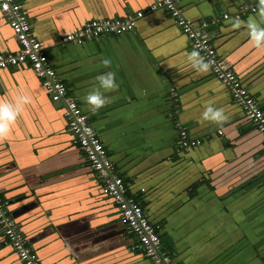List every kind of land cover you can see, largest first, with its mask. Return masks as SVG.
Returning <instances> with one entry per match:
<instances>
[{
    "label": "crops",
    "instance_id": "crops-1",
    "mask_svg": "<svg viewBox=\"0 0 264 264\" xmlns=\"http://www.w3.org/2000/svg\"><path fill=\"white\" fill-rule=\"evenodd\" d=\"M15 1L128 192L160 226L162 248L176 264H264V141L209 67L193 69L188 55L195 50L173 19L156 10L119 36L61 40L86 19L121 17L157 0ZM179 3L186 18L207 23L217 54L264 108V49L247 35L249 20H258L259 0ZM18 48L0 17V53ZM108 71L118 87L104 92L109 102L93 112L85 96ZM21 94L31 101L0 139V194L41 263L152 264L73 143L63 104L50 99L28 66L1 68L0 102ZM209 103L223 108L227 120L203 121ZM180 127L203 141L178 148ZM0 264H22L1 231Z\"/></svg>",
    "mask_w": 264,
    "mask_h": 264
},
{
    "label": "built area",
    "instance_id": "built-area-1",
    "mask_svg": "<svg viewBox=\"0 0 264 264\" xmlns=\"http://www.w3.org/2000/svg\"><path fill=\"white\" fill-rule=\"evenodd\" d=\"M179 2L180 0H157L143 9L121 17L86 19L80 26L64 34L61 40L80 44L102 36H119L132 30L136 21L144 15L162 10L187 37L192 49L208 62L213 77L225 85L233 101L264 141V108L250 94L226 59L217 54L210 36L204 30L207 23L201 21L197 25L186 18ZM0 17L7 20L19 43V48L14 53H0V69L19 65L32 69L50 99L63 104V116L73 143L80 150L89 168L97 175L101 192L117 205L119 220L134 236L136 245L152 264H176L172 256L162 248L160 226L149 220L139 200L128 192L126 182L117 172L105 145L89 123L87 114L69 94L66 83L57 74L45 48L31 32L22 5L15 0H0ZM222 17L226 19L228 14H223ZM235 17L238 18L239 14ZM169 95L174 98L176 92L170 89ZM221 133L218 131V134ZM202 141L200 138L189 137L183 127L178 128V148L189 149L198 146ZM8 204V199L0 194V231L4 241L12 247L22 264H42L18 223L10 215Z\"/></svg>",
    "mask_w": 264,
    "mask_h": 264
},
{
    "label": "clouds",
    "instance_id": "clouds-1",
    "mask_svg": "<svg viewBox=\"0 0 264 264\" xmlns=\"http://www.w3.org/2000/svg\"><path fill=\"white\" fill-rule=\"evenodd\" d=\"M239 24L240 22L236 21L233 27H239ZM261 24H264V0H259L258 20H249L247 23V35L253 46L258 49H264V27H261ZM188 61L197 72H206L208 70V62L196 51L188 55ZM101 63L108 66L111 61L109 59H103ZM96 81L97 85L85 96V102L93 112L99 110L109 102L103 93L115 90L118 87L115 81V74L111 71L97 75ZM30 101V96L21 94L17 95L12 102H0V139L7 138L11 130V125L22 111L23 106L30 103ZM201 118L203 121L220 124L227 120L228 117L223 108L214 107L209 103L204 107Z\"/></svg>",
    "mask_w": 264,
    "mask_h": 264
},
{
    "label": "trees",
    "instance_id": "trees-1",
    "mask_svg": "<svg viewBox=\"0 0 264 264\" xmlns=\"http://www.w3.org/2000/svg\"><path fill=\"white\" fill-rule=\"evenodd\" d=\"M140 202V201H139ZM168 253L171 255V253L168 251Z\"/></svg>",
    "mask_w": 264,
    "mask_h": 264
}]
</instances>
